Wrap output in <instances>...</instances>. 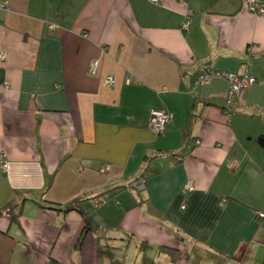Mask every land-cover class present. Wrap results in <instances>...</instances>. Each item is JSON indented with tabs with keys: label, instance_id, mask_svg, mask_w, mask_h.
<instances>
[{
	"label": "crops",
	"instance_id": "crops-1",
	"mask_svg": "<svg viewBox=\"0 0 264 264\" xmlns=\"http://www.w3.org/2000/svg\"><path fill=\"white\" fill-rule=\"evenodd\" d=\"M0 4V209L22 208L0 215V264H264V14L246 0ZM201 68L257 83L229 106L228 79L199 84ZM153 110L174 116L164 134ZM73 205L96 229L80 249Z\"/></svg>",
	"mask_w": 264,
	"mask_h": 264
},
{
	"label": "built area",
	"instance_id": "built-area-1",
	"mask_svg": "<svg viewBox=\"0 0 264 264\" xmlns=\"http://www.w3.org/2000/svg\"><path fill=\"white\" fill-rule=\"evenodd\" d=\"M154 3H157L159 0H151ZM248 8L251 12L257 15L264 14V5L257 4L255 0H246ZM1 8H4L3 4H0ZM190 27V22H186L183 26L184 30H188ZM53 28V27H51ZM1 58H4V55H1ZM100 67L99 61H94L90 68L91 75H97V72ZM200 75L198 78L199 84H208L210 80L214 76H223L228 79L230 83V88L227 96V103L230 106L235 99L243 90L253 86L257 83V80L252 77L248 72L242 75H235V74H224L221 72H217L213 69L208 68H201ZM106 85L111 86L114 83V79L112 77H108L105 80ZM174 116L172 113H169L165 110H153L151 112V119H150V127L156 135L164 134L167 130L168 126L172 123ZM196 145H200V142L197 141ZM6 164H4V168H6ZM238 165L235 166L237 168ZM140 186L143 188L144 184L142 181L139 182ZM195 190L194 182L192 180L187 181L186 185L184 186L183 193L184 195H188ZM98 205V204H96ZM185 209V206L182 207ZM260 218H264V214L259 215Z\"/></svg>",
	"mask_w": 264,
	"mask_h": 264
},
{
	"label": "trees",
	"instance_id": "trees-1",
	"mask_svg": "<svg viewBox=\"0 0 264 264\" xmlns=\"http://www.w3.org/2000/svg\"><path fill=\"white\" fill-rule=\"evenodd\" d=\"M49 208H52L54 210H59L60 208H58L57 206H50ZM17 209V206L14 205L13 203H10L7 207L3 208V209H0V215L3 214V213H6L9 215V217L11 218V221L14 223V222H18L19 221V217L21 216V205L18 207V212L16 213L15 210ZM70 211H77L79 214L82 215L83 219H84V229H83V232L78 240V243H77V249H80L82 244H83V241L86 237V235L89 233V232H96V229L95 227L92 225L91 223V220L89 218L88 215L85 214V212L83 210H81V208H78L77 205H73V206H70V207H67L65 210H63V212L67 213V212H70ZM160 250L164 253H168L170 255H172L174 257V254H176V250L174 249H171V248H168V247H161ZM112 264H121L120 262L118 261H114Z\"/></svg>",
	"mask_w": 264,
	"mask_h": 264
},
{
	"label": "water",
	"instance_id": "water-1",
	"mask_svg": "<svg viewBox=\"0 0 264 264\" xmlns=\"http://www.w3.org/2000/svg\"><path fill=\"white\" fill-rule=\"evenodd\" d=\"M258 143L264 149V137L259 138Z\"/></svg>",
	"mask_w": 264,
	"mask_h": 264
}]
</instances>
